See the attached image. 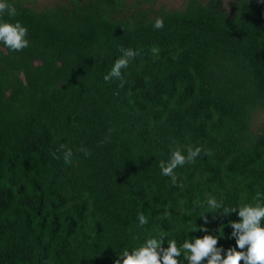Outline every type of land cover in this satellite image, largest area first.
Returning a JSON list of instances; mask_svg holds the SVG:
<instances>
[{
    "label": "trees",
    "instance_id": "16d2710c",
    "mask_svg": "<svg viewBox=\"0 0 264 264\" xmlns=\"http://www.w3.org/2000/svg\"><path fill=\"white\" fill-rule=\"evenodd\" d=\"M8 2L17 15L0 21L26 27L29 46L0 43V264H114L161 232L178 246L217 236L226 256L238 212L203 202L264 193V0ZM121 47L138 53L123 87L104 81ZM189 146L210 154L175 170L181 189L159 162Z\"/></svg>",
    "mask_w": 264,
    "mask_h": 264
},
{
    "label": "clouds",
    "instance_id": "9594fccd",
    "mask_svg": "<svg viewBox=\"0 0 264 264\" xmlns=\"http://www.w3.org/2000/svg\"><path fill=\"white\" fill-rule=\"evenodd\" d=\"M7 14L9 17H15L17 11L14 5L8 0H0V16ZM164 21L158 18L154 22V28L162 29ZM28 30L19 21L10 23L0 21V43L4 44L8 49L14 52L22 51L29 46L26 39ZM121 56L114 62L111 70L104 76V81L109 82L113 79L121 81L120 86L123 87L125 81L122 78L121 70L127 68L129 61L134 59L138 54L131 48L119 49ZM153 55L158 53L157 48L152 49ZM115 129H109V134ZM107 139V137H106ZM103 143V141H101ZM78 151L83 152L85 156L91 153L80 148ZM204 151L210 154L208 150L191 146L187 148V155L180 150H170V158L167 161L161 160L159 168L165 176L171 177L174 186L183 189L182 183L177 184L175 170L183 167L185 164L194 163L195 159ZM57 152L62 153L64 163L70 165L72 163L73 152L65 145L61 144L57 148ZM59 158V157H57ZM253 203H241L237 207L225 208L222 201H218L213 196H208L203 202L206 205V211L216 212V216H224L234 212H238L239 222L230 221V227L233 229L231 236L236 241V247L225 249L217 247L219 237L214 235H204L202 238L185 239L182 245L178 246L175 239H168L164 232H161L157 238H148L139 247L133 248L131 251L124 249L118 254V258L114 264H264V193L257 192ZM194 207L203 206L202 202L197 200L193 202ZM222 209V211H220ZM170 213L165 210L164 217L167 218ZM215 216V217H216ZM205 224L208 223V215L201 214ZM139 224L144 226L148 223V219L143 213L138 214ZM205 227H193L190 233L207 232ZM223 231V228L219 229ZM165 238H167L168 247H163ZM237 248L240 251H237ZM246 249V250H245ZM182 257V259H180Z\"/></svg>",
    "mask_w": 264,
    "mask_h": 264
},
{
    "label": "rangeland",
    "instance_id": "374dc122",
    "mask_svg": "<svg viewBox=\"0 0 264 264\" xmlns=\"http://www.w3.org/2000/svg\"><path fill=\"white\" fill-rule=\"evenodd\" d=\"M62 0H24L27 6H30L36 10H41L48 6H53L56 3L61 2ZM206 1V0H203ZM186 0H157V8L164 6L168 9H180L183 7ZM227 2V1H226ZM263 115H258V118L254 122L255 127H259L262 123Z\"/></svg>",
    "mask_w": 264,
    "mask_h": 264
}]
</instances>
